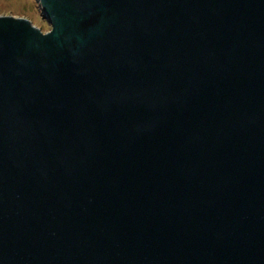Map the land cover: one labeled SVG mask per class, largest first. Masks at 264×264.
<instances>
[{
  "label": "water",
  "instance_id": "95a60500",
  "mask_svg": "<svg viewBox=\"0 0 264 264\" xmlns=\"http://www.w3.org/2000/svg\"><path fill=\"white\" fill-rule=\"evenodd\" d=\"M0 14V264H264V0H37Z\"/></svg>",
  "mask_w": 264,
  "mask_h": 264
},
{
  "label": "rangeland",
  "instance_id": "374dc122",
  "mask_svg": "<svg viewBox=\"0 0 264 264\" xmlns=\"http://www.w3.org/2000/svg\"><path fill=\"white\" fill-rule=\"evenodd\" d=\"M0 14L29 16L31 24L38 22L43 33L50 31L37 0H0Z\"/></svg>",
  "mask_w": 264,
  "mask_h": 264
}]
</instances>
